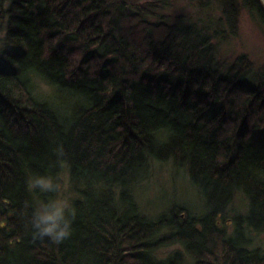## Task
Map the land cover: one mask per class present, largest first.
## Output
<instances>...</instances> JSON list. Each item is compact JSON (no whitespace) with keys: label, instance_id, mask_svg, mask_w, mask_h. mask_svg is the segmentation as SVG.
I'll return each mask as SVG.
<instances>
[{"label":"trees","instance_id":"trees-1","mask_svg":"<svg viewBox=\"0 0 264 264\" xmlns=\"http://www.w3.org/2000/svg\"><path fill=\"white\" fill-rule=\"evenodd\" d=\"M178 1L0 0V264H264V69L219 51L263 0ZM166 163L202 213L141 209ZM33 172L69 175L63 242L26 224Z\"/></svg>","mask_w":264,"mask_h":264},{"label":"rangeland","instance_id":"rangeland-1","mask_svg":"<svg viewBox=\"0 0 264 264\" xmlns=\"http://www.w3.org/2000/svg\"><path fill=\"white\" fill-rule=\"evenodd\" d=\"M220 9V8H219ZM216 8L218 16L220 10ZM197 8L192 0H180L174 6V13H184L196 17ZM221 57L231 63L238 55L248 54L255 64V70L264 69V26L257 18L250 15L247 9H242L239 16V30L237 35L219 42ZM254 141L264 142V128H256L251 137ZM153 179L138 188L137 200L147 216L157 217L165 212L168 206H190L197 214L203 212V200L197 190L189 183L188 172L177 169L173 165L157 164ZM69 175L63 176L61 184L69 192Z\"/></svg>","mask_w":264,"mask_h":264},{"label":"clouds","instance_id":"clouds-1","mask_svg":"<svg viewBox=\"0 0 264 264\" xmlns=\"http://www.w3.org/2000/svg\"><path fill=\"white\" fill-rule=\"evenodd\" d=\"M58 162L63 156L62 147L54 149ZM26 187L30 193L40 198L27 202L30 209L26 224L33 239H48L55 243L68 239L73 231V224L78 209L71 195L58 177L41 172L30 173L26 178Z\"/></svg>","mask_w":264,"mask_h":264},{"label":"water","instance_id":"water-1","mask_svg":"<svg viewBox=\"0 0 264 264\" xmlns=\"http://www.w3.org/2000/svg\"><path fill=\"white\" fill-rule=\"evenodd\" d=\"M262 2H263V4H264V0H263Z\"/></svg>","mask_w":264,"mask_h":264}]
</instances>
